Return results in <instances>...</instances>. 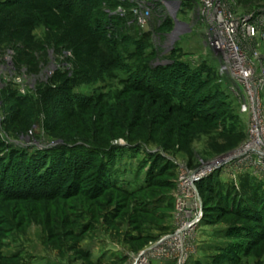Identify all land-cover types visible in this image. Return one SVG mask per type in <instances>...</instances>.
I'll return each mask as SVG.
<instances>
[{
    "label": "rangeland",
    "instance_id": "1",
    "mask_svg": "<svg viewBox=\"0 0 264 264\" xmlns=\"http://www.w3.org/2000/svg\"><path fill=\"white\" fill-rule=\"evenodd\" d=\"M170 1L163 13L173 22L168 33L159 32L152 9L148 28L129 23L131 39L142 33L145 42L142 54L124 64L149 63L160 71L181 62L203 72L201 89L218 96L202 108L212 105L200 118L173 109L160 92L123 82L126 69L106 67L104 54L80 39L70 42L69 36L82 38L84 32L71 22L68 32L60 16L40 12L32 26L13 31L15 24L6 23L1 30L0 171L9 168L4 182L14 184L26 175V156L12 150L35 156L63 147L66 154L61 168L56 166L52 185H62L57 194L39 200L0 197V264H36L41 256L45 264H132L134 256L171 235L177 189L187 172L206 174L192 186L203 199L202 218L190 237L186 264H264V236L256 232L264 233V224L230 208L243 198L260 200L264 193V83L258 84L264 0H211L215 20L227 10L261 24L256 40L239 38L243 58L231 65L251 71L248 79L221 74L220 55L210 44V31L205 33L213 25L212 8L210 23L202 27L197 21L202 0ZM14 9L0 6V24ZM131 43L133 51L137 46ZM84 71L100 78L78 83L71 95L97 100L70 111L64 93ZM154 74L146 86L156 84ZM259 121L263 126L256 131ZM258 133L261 141L239 152ZM15 159L23 166L21 174L13 170ZM43 164L31 173L41 181L35 187H43L51 175L52 166L46 170Z\"/></svg>",
    "mask_w": 264,
    "mask_h": 264
},
{
    "label": "trees",
    "instance_id": "2",
    "mask_svg": "<svg viewBox=\"0 0 264 264\" xmlns=\"http://www.w3.org/2000/svg\"><path fill=\"white\" fill-rule=\"evenodd\" d=\"M120 5L126 8V13L123 15L116 12ZM135 5V1L131 0H0V6L2 8H15L12 12L4 15L0 24V32L5 28L6 23L15 24L17 28L13 29V31H18L19 28H25L35 24L40 12L43 13L42 17L47 16V13H53L54 15L62 17L66 26L69 25V22H71L75 28L83 30L84 36H82V38L77 36L72 37V35L68 37V39L71 40L70 42H77V40L80 39L81 43L89 44L96 50L101 51L105 56L102 62H104L106 67L114 65L117 68H125L129 75L122 81L126 82L130 87L137 88V90L143 89L160 92L165 98H168H166V102L173 109L176 108L178 110H186L191 113V115L193 114L194 117L198 118H200V116H205L200 113L207 112L212 105L206 110H203L202 108L208 106V104L212 102L213 98L217 99L218 94L216 96L215 90L210 92L206 91V89H201V86H204V81H206L203 77V72L197 70L190 71L189 67L181 62H176L175 64L173 63L174 67L168 69L161 68V72L158 71L157 67L152 68L149 63L134 64V67L126 66L124 64L126 61L140 56L144 50L143 44L145 40L142 39V37H145V35L141 33L139 37H135V40H132L131 38L134 37L128 35V31H126L130 22L140 30V26L137 24L131 10V8ZM159 6L160 4L156 3V5L151 7V9L159 16L156 22L160 28L159 32L168 33L173 22H171V19L166 17L161 12ZM71 26L72 25H69V28H67L68 32L72 30ZM1 39L2 37L0 36V40ZM68 39L66 37L65 41H68ZM134 41L137 48L132 51L131 42ZM17 48L18 51L21 49L23 50L22 46ZM116 70L117 69L115 68L114 71ZM114 71L106 72L113 73ZM155 72L156 75L157 73L159 75V79L155 82L156 84L153 86H146L145 84L147 83H145V80H147V78ZM80 74L81 72L70 80L68 89H66L64 93L65 96L67 95L65 103L70 111H73V108L76 109L80 107L82 104H85V102L89 103L93 100H97L95 98H91V100H89V98H85V100H83L84 96L79 95L76 97L74 94L71 95L73 88L78 83H82V81L90 82L92 79L96 80L100 78V75H91L88 71H84L83 77H79ZM208 92L209 94H207ZM195 95H197V97H195ZM24 99L25 98H21L19 96V100L24 101ZM213 103H215V101ZM61 148L63 147L57 148V150L48 149L41 151L42 153L40 155L38 154L35 156H28L29 154L12 150L15 154H18L17 157L23 156L24 158L26 156L25 158H27V162L26 167H24V173H26V175L23 179L16 181L17 184L14 182V184L11 183L10 185H6L4 180L7 178L6 172H8L7 170L9 168H6L7 165L4 166L3 170L0 171V197L3 196L8 198L9 196H13V198H15L14 200H22L19 198L39 200L46 199L51 197V195L57 194L61 189L59 187L62 185L56 188L52 184L54 179L57 177L56 174L59 172L58 168H61L59 165L63 163L65 158L64 156L66 152L64 154V150ZM41 161L44 162L43 167L47 166L46 170H48L49 165L52 166H49L51 175L48 180H45V183H41L43 187H35L39 185V182L41 181L36 178V175L33 176L32 174H34L33 170H39L41 167L39 162ZM37 165L39 166L37 167ZM19 166V161L15 159L12 166L13 170L18 174H21L22 170H20V168L22 169L23 166ZM56 166L58 168H56ZM41 176H44V174ZM19 182H21V184L24 183L27 187L22 188V185L17 186ZM36 183L39 184L36 185ZM261 191H264L262 187ZM228 201L232 202L231 198H229ZM230 204H232L230 208L233 211L244 215L245 219L264 224V193L262 194V198L260 200L243 198L242 202L237 203L238 205L236 203L235 205L234 202ZM251 210H253L252 213ZM256 230L252 231L250 235L254 236L253 234L257 232L258 236L260 235V238H262L264 233L258 229Z\"/></svg>",
    "mask_w": 264,
    "mask_h": 264
},
{
    "label": "built area",
    "instance_id": "3",
    "mask_svg": "<svg viewBox=\"0 0 264 264\" xmlns=\"http://www.w3.org/2000/svg\"><path fill=\"white\" fill-rule=\"evenodd\" d=\"M131 1H135L136 3L131 10L137 24L143 29H146L149 26L151 7H154L156 3H162L159 7L161 12L164 13L165 6L168 7L169 5H173V2L170 0ZM202 1V6L197 8V10H199V19L197 21H199L198 23H201L202 27H204L205 24L207 25L208 22L210 23L207 17L210 8H212L211 20L213 21V25H211L210 30H208L209 26L205 27V33L208 34L210 31L208 37L210 44L213 47V50L220 55L219 70L221 71V74L225 75L234 73V77L248 79L246 77L251 74V71H242L239 70V67L237 71L236 69H233L231 65L232 63H241V59L243 58L237 42L239 38L250 39V41L256 40V37L261 33V24L258 20H252L248 16L238 18L231 12H227V10H220L218 19L215 20L217 12L216 5H213L211 0H206L208 2H205L204 0ZM116 12L123 15L126 13V8L120 5ZM173 14L176 15V11L173 12ZM228 46H231L233 50ZM230 59H232V61H230ZM260 76L261 78L259 79L258 84L262 85V83H264V64L261 66ZM246 104L247 103L245 102L241 103L244 110H248ZM255 142L257 143L258 141L253 137V139L250 140V143ZM205 174L202 172H187L182 174V184L178 187V192L176 194V208L173 216L171 235L160 238L157 242L151 244L137 256H134L132 264H152L154 261L168 263L171 261L172 264H186L189 258L188 248H190V237H192L193 232L196 230L202 218L200 208L203 199L199 194L198 188L192 186L195 181L203 178ZM191 177H193V182L189 181Z\"/></svg>",
    "mask_w": 264,
    "mask_h": 264
},
{
    "label": "bare ground",
    "instance_id": "4",
    "mask_svg": "<svg viewBox=\"0 0 264 264\" xmlns=\"http://www.w3.org/2000/svg\"><path fill=\"white\" fill-rule=\"evenodd\" d=\"M262 124H263V122H261V121L258 122L257 130H256V131L259 130V129H258V126H259V127L263 126ZM256 135H257V136L255 137V140L260 142V140H261V138H259L260 133H258V134H256ZM254 144H255V143H248V144H246V146H244V147H242V148L239 149V152L246 151V150H248V148L254 147V146H255Z\"/></svg>",
    "mask_w": 264,
    "mask_h": 264
},
{
    "label": "crops",
    "instance_id": "5",
    "mask_svg": "<svg viewBox=\"0 0 264 264\" xmlns=\"http://www.w3.org/2000/svg\"><path fill=\"white\" fill-rule=\"evenodd\" d=\"M44 256H45V255H44ZM46 257H48V256H46ZM44 261H45V260H44L43 257L41 256V257H40V260H38V262L36 261V262H37L36 264H45ZM154 264H168V262L156 261Z\"/></svg>",
    "mask_w": 264,
    "mask_h": 264
}]
</instances>
